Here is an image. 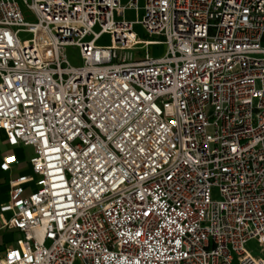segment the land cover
Instances as JSON below:
<instances>
[{
  "label": "built area",
  "instance_id": "2783aa9c",
  "mask_svg": "<svg viewBox=\"0 0 264 264\" xmlns=\"http://www.w3.org/2000/svg\"><path fill=\"white\" fill-rule=\"evenodd\" d=\"M0 132V264H264V0H0Z\"/></svg>",
  "mask_w": 264,
  "mask_h": 264
},
{
  "label": "crops",
  "instance_id": "0c3cea01",
  "mask_svg": "<svg viewBox=\"0 0 264 264\" xmlns=\"http://www.w3.org/2000/svg\"><path fill=\"white\" fill-rule=\"evenodd\" d=\"M14 154L17 158V162L12 164L7 172L0 171V204L7 200L8 184L7 180L13 178L17 175L25 174L28 172V163L27 167L23 168L21 166L22 157L20 156V148L18 147H9L5 144L4 136L0 132V161L4 155ZM4 218L9 216L8 213H4ZM19 234L10 229H3L0 226V257L4 249L11 247L15 244L16 238Z\"/></svg>",
  "mask_w": 264,
  "mask_h": 264
},
{
  "label": "rangeland",
  "instance_id": "374dc122",
  "mask_svg": "<svg viewBox=\"0 0 264 264\" xmlns=\"http://www.w3.org/2000/svg\"><path fill=\"white\" fill-rule=\"evenodd\" d=\"M139 5V3H138ZM26 15V13H25ZM126 16L132 20L135 19V12L134 11H126ZM30 16H27L25 17L27 20H31V18H29ZM108 41H107V36L106 35H103L101 36V39L98 40L97 44L99 45H105L107 44ZM147 50L148 52L151 54V55H155L157 53V48L153 47V46H148L147 47ZM67 55L69 57V61L72 63V64H77L78 63V59L76 58L75 56V51L72 49V48H68L67 49ZM64 66V65H63ZM31 155V148L30 147H21L20 148V156L22 157V160H21V166L23 168L27 167V160L28 158L30 157ZM211 194L212 195H215L216 194V189H212L211 190ZM47 244V243H46ZM255 242H250L248 243V248L251 246V245H254ZM73 264H82V262L80 260H75L73 262Z\"/></svg>",
  "mask_w": 264,
  "mask_h": 264
}]
</instances>
